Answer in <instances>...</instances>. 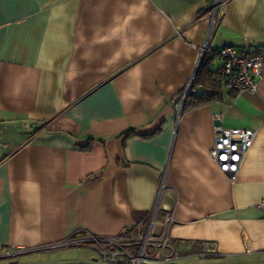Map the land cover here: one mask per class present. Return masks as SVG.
<instances>
[{"label": "crops", "instance_id": "1", "mask_svg": "<svg viewBox=\"0 0 264 264\" xmlns=\"http://www.w3.org/2000/svg\"><path fill=\"white\" fill-rule=\"evenodd\" d=\"M223 1L209 38L211 0H0V256L143 230L163 181L152 230L179 258L264 264V75L175 107L204 46L264 52V0ZM215 126L255 131L234 181Z\"/></svg>", "mask_w": 264, "mask_h": 264}, {"label": "built area", "instance_id": "2", "mask_svg": "<svg viewBox=\"0 0 264 264\" xmlns=\"http://www.w3.org/2000/svg\"><path fill=\"white\" fill-rule=\"evenodd\" d=\"M223 4V0H211L207 8L209 38L213 28L221 18ZM205 51H207L206 46L203 47L202 54ZM218 53L221 58L220 72L223 88L233 93L255 92L258 79L264 75V52L224 46L219 49ZM200 58L197 60V65ZM191 83L192 77L187 81L181 95L175 102L178 111L182 110ZM254 137L255 131L251 128L215 126L210 157L219 170L225 173L231 181L236 179L241 161L252 146ZM162 195L163 181L157 202L150 210L149 223L143 230L138 224H134L122 229L115 235L77 234L48 247L91 245L98 250L101 261L107 264L172 263L179 258V254L173 247L167 231L154 233L152 230L154 219L161 206ZM257 207L264 213V201L259 202ZM166 211L164 222L167 227L173 221L172 207Z\"/></svg>", "mask_w": 264, "mask_h": 264}, {"label": "rangeland", "instance_id": "3", "mask_svg": "<svg viewBox=\"0 0 264 264\" xmlns=\"http://www.w3.org/2000/svg\"><path fill=\"white\" fill-rule=\"evenodd\" d=\"M52 254L46 256L26 254V255H4L0 256V264H85L82 258H96V251L89 247L78 246H60L52 250ZM95 251V253H94ZM8 253V252H7ZM81 259V260H80ZM33 260V263H30ZM38 260V261H34ZM43 260V261H42ZM73 260V261H72ZM106 264V263H103ZM141 264H164V263H146ZM169 264H217L214 260L201 261L197 256L188 258H178Z\"/></svg>", "mask_w": 264, "mask_h": 264}, {"label": "trees", "instance_id": "4", "mask_svg": "<svg viewBox=\"0 0 264 264\" xmlns=\"http://www.w3.org/2000/svg\"><path fill=\"white\" fill-rule=\"evenodd\" d=\"M217 56H219L217 50L205 51L202 54L193 75L190 90L183 103L182 111L222 99L225 89L222 86L220 69L214 71L210 69L214 58ZM196 88L203 90L201 92L193 91Z\"/></svg>", "mask_w": 264, "mask_h": 264}, {"label": "snow or ice", "instance_id": "5", "mask_svg": "<svg viewBox=\"0 0 264 264\" xmlns=\"http://www.w3.org/2000/svg\"><path fill=\"white\" fill-rule=\"evenodd\" d=\"M222 158H224V157H222Z\"/></svg>", "mask_w": 264, "mask_h": 264}]
</instances>
